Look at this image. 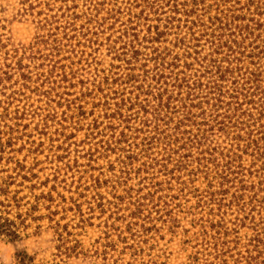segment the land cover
Here are the masks:
<instances>
[{
  "label": "trees",
  "instance_id": "1",
  "mask_svg": "<svg viewBox=\"0 0 264 264\" xmlns=\"http://www.w3.org/2000/svg\"><path fill=\"white\" fill-rule=\"evenodd\" d=\"M143 6L156 7L153 14L158 16L148 20L147 16L135 15V21L124 22L113 35L118 47L110 48L112 63L108 68L95 69L93 79L74 82L77 70L73 71V63L60 65L57 45L50 54L37 58L41 63L36 74L19 68L17 77L23 81L22 87L39 83L33 91L46 99L41 113L31 114L40 118L33 131L50 141L49 152L63 164L66 173L80 168L82 159L87 162L85 168L95 171V156L98 159L114 154L121 169H126L122 174L129 177L133 162L140 159L135 193L143 194L135 198L133 216L144 214L148 221L155 220L153 215L158 219L170 216V206L178 195L169 192L182 186L177 193H183L196 176L211 179L208 190L220 181V191H207L212 197L224 196L227 190L223 188L233 176L249 178L248 191L263 196L251 197L248 203L240 196L235 206L243 216L238 220L240 228L251 232L246 256L240 259L257 264L264 253V217L260 215L264 213V0H152L151 4L144 1ZM141 22H145V30L139 29ZM113 25L107 29L112 30ZM170 36H175L173 49L164 45ZM204 39L209 52L203 58ZM188 60L199 64L200 70H194ZM8 74L1 73L0 83L10 79ZM9 99L0 103L6 105L0 114V240L16 247L14 264H35V257L18 246L39 233L41 226L37 223L45 219L35 216L39 201L52 198L43 193L33 195L41 183L34 181L37 177L30 169L10 157L18 153L13 149L15 143L31 135H24L27 126L21 124L27 111L9 112ZM84 105H91L90 110ZM206 106L212 108L211 122L203 124ZM62 108L61 113L56 111ZM198 119H202L199 124ZM196 125L226 134L230 155L222 159L223 151L215 146L203 149L207 138L198 128L193 130ZM79 133L84 139L77 141ZM33 146L28 153L37 152ZM71 147L75 149L71 151ZM191 148L195 151H185ZM242 159L250 160L248 169ZM254 177L259 179V187L250 181ZM126 180L122 177L123 182ZM89 182L96 190L105 184L101 175L90 176ZM25 190L32 198L21 195ZM241 190H247L246 186ZM50 215L53 213L47 220L51 222ZM221 237L217 235L215 240ZM71 250L64 248L59 254L69 258Z\"/></svg>",
  "mask_w": 264,
  "mask_h": 264
},
{
  "label": "rangeland",
  "instance_id": "2",
  "mask_svg": "<svg viewBox=\"0 0 264 264\" xmlns=\"http://www.w3.org/2000/svg\"><path fill=\"white\" fill-rule=\"evenodd\" d=\"M144 1L149 4L152 2L0 0V76L3 71H8L10 77L0 83V103L10 97V106L7 107L9 112L15 109L27 111L28 116L21 124L27 126L24 135H31L29 139L23 137L21 142L15 143L13 149L18 153H12L10 157L30 169L37 177L34 181L41 183L37 185L33 195L39 196L43 193L52 198L51 201H47L50 198L39 201L35 216L45 217L37 223L41 226L39 233L25 239L18 246L35 257V264H247L240 256H246L245 245L251 232L240 228L238 220L243 216L235 203L240 196L246 203L251 197L258 199L263 196L257 191V195L248 191L249 178L233 176V180L223 188L227 193L224 196L212 197L207 191H220V181L208 190L207 183H210L211 179L196 176L188 190L186 187L182 190L183 193H177L182 186H175L174 191L169 192L170 195H178L170 206V216L158 219L157 215H153L155 220L148 221L145 220L144 214L133 216L136 211L135 198L143 194V191L135 193L139 183L136 169L141 163L140 159L133 162L134 169L129 172V177L122 174L126 169H121L114 154L98 159L95 156L92 163L95 171H91L89 167L85 168L87 162L82 159L79 160L80 168L66 173L63 164L51 156L50 141L39 137L33 131L40 118H33L31 114L41 113L39 109L45 108L46 99L33 91L39 83L30 82L26 86L27 89L22 87L23 81L17 77L19 68L24 67L36 74V68L41 63V60L36 61L37 58L50 54L52 47L57 45L60 48V65L69 66L73 63V71L77 70L74 82L93 79L95 69L108 68L112 63L113 54L110 48L113 45L118 47L113 43V35L123 27L124 22L135 21V15L147 16L148 20L158 16L153 14L156 7H144ZM162 17L164 15L160 16ZM144 23L139 24V29L145 30ZM111 24H114V28L108 30ZM185 31L183 30V33ZM142 35L143 33L140 34ZM174 37L170 36L164 44L169 49H173ZM204 42L205 39L201 41L203 58L209 52V45ZM101 53L107 56V63L99 61ZM179 53L182 54V51ZM68 57H72L73 62L65 61ZM187 63H193V69L200 70V65L193 60H188ZM79 88L78 86L77 92ZM0 107L1 114L6 105L0 104ZM84 108L90 110L91 105H84ZM62 110L63 108L56 111L61 113ZM211 111L212 108L207 107L203 124L211 122ZM201 121L202 119H198L197 123ZM197 128L199 133L207 138L203 149L215 146L219 152L223 151L222 159L230 155L227 152L231 150L230 140L226 134L217 131V128L209 131L208 126L200 125L193 127V130ZM83 139V133H79L75 140ZM32 141L34 146L29 144ZM41 142L42 145L39 146ZM53 144L57 145L56 142ZM32 146L37 152L28 153ZM240 147L244 148L243 144H240ZM74 149L71 147V151ZM185 151L195 150L191 148ZM74 155L72 152L70 158L73 159ZM244 158L248 157L243 156ZM249 164V159L242 161L245 169L249 168ZM255 169L252 168L251 171ZM244 174L247 175L246 172ZM92 175H101L104 180L105 184L100 189L90 187ZM122 177H127V180L123 182ZM180 177L182 180L186 179L184 173H181ZM239 179L244 182L239 183ZM250 181L257 186L259 184L257 177ZM242 186H246L247 190H241ZM195 189L198 191L192 193ZM21 195L32 198L26 190ZM219 200L222 202H218ZM49 213H53L50 215L51 222L47 220ZM260 215L264 217L263 212ZM216 225L222 228L217 230ZM217 235H222L221 240H215ZM64 248L72 249L68 252L71 253L69 258L59 254V250L64 253ZM15 249L12 244L0 240V264H14ZM257 264H264V253Z\"/></svg>",
  "mask_w": 264,
  "mask_h": 264
},
{
  "label": "clouds",
  "instance_id": "3",
  "mask_svg": "<svg viewBox=\"0 0 264 264\" xmlns=\"http://www.w3.org/2000/svg\"><path fill=\"white\" fill-rule=\"evenodd\" d=\"M33 31H35V29H33ZM98 59L101 63H107L108 62V58H107V56L104 55V53H101L99 55Z\"/></svg>",
  "mask_w": 264,
  "mask_h": 264
}]
</instances>
